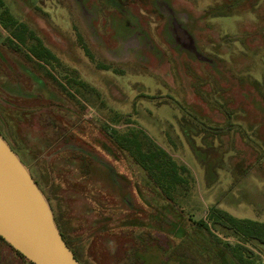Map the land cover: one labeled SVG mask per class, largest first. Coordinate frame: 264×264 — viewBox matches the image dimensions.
<instances>
[{"label": "rangeland", "instance_id": "rangeland-1", "mask_svg": "<svg viewBox=\"0 0 264 264\" xmlns=\"http://www.w3.org/2000/svg\"><path fill=\"white\" fill-rule=\"evenodd\" d=\"M3 1L60 63L15 47L0 23V134L81 264H201L176 229L212 207L264 226V0ZM132 127L189 169L186 196L167 200L108 146ZM243 246L264 264V246ZM30 263L0 239V264Z\"/></svg>", "mask_w": 264, "mask_h": 264}, {"label": "trees", "instance_id": "trees-1", "mask_svg": "<svg viewBox=\"0 0 264 264\" xmlns=\"http://www.w3.org/2000/svg\"><path fill=\"white\" fill-rule=\"evenodd\" d=\"M0 22L15 39L16 44H14V40L9 39V42L15 47L18 48L19 44L26 46L32 53V58L40 62L60 63L57 56L43 44L41 38L33 30L25 24L19 23L11 15L3 0H0ZM75 82L77 83V81ZM60 139V142L64 143L65 139L63 137ZM110 140H108V146L115 147L112 150L118 149L128 154L145 172L151 185L164 198L174 201L176 196H186L189 193L193 183L189 169L178 163L165 149L157 145L144 130L132 127L120 133L112 129ZM108 146H104V149L109 150ZM76 148L79 149L77 146ZM83 150L85 151V149ZM89 155L86 159L81 160L86 174L92 176L90 170L94 157L92 154ZM195 226L190 230L185 226H179L176 230L182 235V240L185 242L184 244L188 245V248L189 245L196 246L192 250L195 249L196 256H199L202 261L201 264H257L248 260V257H244V252H248V250L243 244L264 246V226L259 222L239 219L218 207H212L207 215V220L201 221ZM217 232L225 237H233L237 243L223 242L216 234ZM0 239L5 241L1 237ZM146 246L147 243L143 244V247ZM17 253L23 257L19 252ZM172 257H176L178 264H200L190 256L173 255ZM136 262L138 261L134 258V264Z\"/></svg>", "mask_w": 264, "mask_h": 264}, {"label": "water", "instance_id": "water-1", "mask_svg": "<svg viewBox=\"0 0 264 264\" xmlns=\"http://www.w3.org/2000/svg\"><path fill=\"white\" fill-rule=\"evenodd\" d=\"M0 237L33 264H80L46 196L1 134Z\"/></svg>", "mask_w": 264, "mask_h": 264}, {"label": "flooded vegetation", "instance_id": "flooded-vegetation-1", "mask_svg": "<svg viewBox=\"0 0 264 264\" xmlns=\"http://www.w3.org/2000/svg\"><path fill=\"white\" fill-rule=\"evenodd\" d=\"M1 23V22H0ZM2 24V23H1ZM2 26H3V24H2ZM3 29H5L4 28V26H3ZM5 31H7L6 29H5ZM8 32V31H7ZM9 33V32H8ZM9 36H10V39H12V40H14L15 41V39L11 36V34L9 33ZM29 53V55L31 54L32 55V53L29 51L28 52ZM61 137H62V135H60ZM64 137V136H63ZM20 158V157H19ZM22 161V160H21ZM30 171V170H29ZM32 175V174H31ZM32 177L34 178V176L32 175ZM34 180H35V182L37 183V185L39 186V188L41 189V191L44 193V195L46 196V198H47V200H48V202H49V204H50V206H51V208H52V211L54 210L53 209V206H52V204H51V202H50V200H49V197H47V195L45 194V192L43 191V189L41 188V186H40V184H38V182H37V180L34 178ZM53 215H54V211H53ZM54 219H55V222H56V225H57V227H58V229H59V231H60V233L62 234V236H63V239L65 240V242H66V244L68 245V247L70 248V250L72 251V253L74 254V256H75V258L79 261V263L81 264V260L78 258V256L76 255V253L73 251V249H72V247H71V245H70V243H69V241H68V239H67V237H66V234L59 228V225L57 224V220H56V217H55V215H54Z\"/></svg>", "mask_w": 264, "mask_h": 264}]
</instances>
